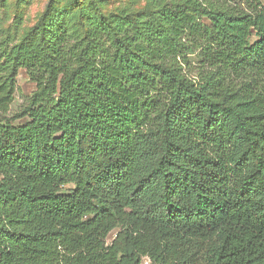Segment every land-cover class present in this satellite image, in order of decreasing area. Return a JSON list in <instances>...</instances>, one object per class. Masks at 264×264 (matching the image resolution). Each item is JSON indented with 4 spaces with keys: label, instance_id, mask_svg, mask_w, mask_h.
Returning a JSON list of instances; mask_svg holds the SVG:
<instances>
[{
    "label": "trees",
    "instance_id": "16d2710c",
    "mask_svg": "<svg viewBox=\"0 0 264 264\" xmlns=\"http://www.w3.org/2000/svg\"><path fill=\"white\" fill-rule=\"evenodd\" d=\"M62 2L0 52V111L36 85L0 118V264H264V0Z\"/></svg>",
    "mask_w": 264,
    "mask_h": 264
},
{
    "label": "rangeland",
    "instance_id": "374dc122",
    "mask_svg": "<svg viewBox=\"0 0 264 264\" xmlns=\"http://www.w3.org/2000/svg\"><path fill=\"white\" fill-rule=\"evenodd\" d=\"M66 0H63L62 5ZM102 10L105 13L127 10L137 12L145 8L146 0H102ZM241 5L244 6L243 0ZM48 0H0V52L9 49L20 42L25 33L32 28L43 13ZM254 40V39H253ZM36 91V85L21 70L16 78V93L9 109L0 111V118L11 119L28 106L29 99ZM27 119L16 121L14 124L23 125ZM115 234L108 238L110 244ZM143 264H149L144 260Z\"/></svg>",
    "mask_w": 264,
    "mask_h": 264
}]
</instances>
